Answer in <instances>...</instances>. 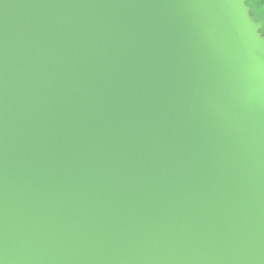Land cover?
I'll return each mask as SVG.
<instances>
[{
  "label": "water",
  "instance_id": "95a60500",
  "mask_svg": "<svg viewBox=\"0 0 264 264\" xmlns=\"http://www.w3.org/2000/svg\"><path fill=\"white\" fill-rule=\"evenodd\" d=\"M250 9L0 0V264H264Z\"/></svg>",
  "mask_w": 264,
  "mask_h": 264
},
{
  "label": "flooded vegetation",
  "instance_id": "af4514ba",
  "mask_svg": "<svg viewBox=\"0 0 264 264\" xmlns=\"http://www.w3.org/2000/svg\"><path fill=\"white\" fill-rule=\"evenodd\" d=\"M258 3H261V4L259 5ZM262 10H264V1H262V0H256V2L253 4V6L250 9V14H251L252 18L256 22L258 21V20L255 19V17L258 15L257 14V11H258V13H260V12H262ZM261 28H262V25H261ZM261 28H260V32H261Z\"/></svg>",
  "mask_w": 264,
  "mask_h": 264
},
{
  "label": "snow or ice",
  "instance_id": "6c2138e0",
  "mask_svg": "<svg viewBox=\"0 0 264 264\" xmlns=\"http://www.w3.org/2000/svg\"><path fill=\"white\" fill-rule=\"evenodd\" d=\"M245 2H246V6L251 8L253 6V4L256 2V0H245ZM257 23L262 25L261 36L264 37V10H262L261 18L259 21H257ZM260 59L264 60V56H261Z\"/></svg>",
  "mask_w": 264,
  "mask_h": 264
},
{
  "label": "rangeland",
  "instance_id": "374dc122",
  "mask_svg": "<svg viewBox=\"0 0 264 264\" xmlns=\"http://www.w3.org/2000/svg\"><path fill=\"white\" fill-rule=\"evenodd\" d=\"M262 1H264V0H262ZM258 4L260 5L261 3H258ZM259 11H260V10H259ZM257 14H258V15L255 17V19L259 21V20H260V18H261V17L259 16V15H260V13H258V11H257Z\"/></svg>",
  "mask_w": 264,
  "mask_h": 264
},
{
  "label": "bare ground",
  "instance_id": "6f19581e",
  "mask_svg": "<svg viewBox=\"0 0 264 264\" xmlns=\"http://www.w3.org/2000/svg\"><path fill=\"white\" fill-rule=\"evenodd\" d=\"M259 16L261 17V12H260V15Z\"/></svg>",
  "mask_w": 264,
  "mask_h": 264
}]
</instances>
